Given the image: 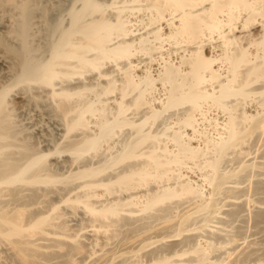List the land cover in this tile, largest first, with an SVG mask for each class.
I'll return each instance as SVG.
<instances>
[{"label": "bare ground", "instance_id": "bare-ground-1", "mask_svg": "<svg viewBox=\"0 0 264 264\" xmlns=\"http://www.w3.org/2000/svg\"><path fill=\"white\" fill-rule=\"evenodd\" d=\"M40 1L0 0V264H264V236L217 225L244 207L264 235V176L252 201L236 181L259 165L242 161L264 131V0H71L68 23L41 15L47 54Z\"/></svg>", "mask_w": 264, "mask_h": 264}, {"label": "rangeland", "instance_id": "rangeland-1", "mask_svg": "<svg viewBox=\"0 0 264 264\" xmlns=\"http://www.w3.org/2000/svg\"><path fill=\"white\" fill-rule=\"evenodd\" d=\"M45 1V2H44ZM48 1V2H47ZM63 1V2H62ZM52 2V3H51ZM56 2V3H55ZM60 5H59V4ZM69 3H71V0H41L40 2H38L37 4H39V6H37V4H36V9L38 10V8H39V11H37L36 13L38 14H36L37 15V17L40 15V17H38V18H40V20H39V24H38V26L39 25H43L44 26V23L43 22H45V21H43L44 20V17H43V19L41 18L42 16V14H43V12L44 11H48V12H46L47 14H48V18L51 20V22H55V23H57V21L59 20H64L62 23L63 24H66V23H68L69 22V20H70V15L69 14H67L68 12H66V10H67V8H68V6L69 5H71V4H69ZM49 4V5H48ZM58 5V7H57V5ZM80 3H78V5H79ZM42 5V6H41ZM54 5V6H53ZM55 7V8H54ZM64 7L66 8V9H64ZM41 8V9H40ZM58 8V9H57ZM61 8H63L64 10H60ZM4 9V8H3ZM3 9H1L0 10V35H4V33H6V31H7V29H8V27L6 26V24H5V22H4V19L2 18V11H3ZM44 9H46V10H44ZM41 10V11H40ZM43 10V11H42ZM59 10V11H58ZM68 11V10H67ZM108 14L110 15H112L113 16V14L116 12V8H114L113 6H111V7H109L108 8ZM144 11H134V12H129V16H130V19L132 20V22L136 25V28H137V26L139 27V32L141 33V32H143L144 30L146 31V29H145V22H146V19H145V12L143 13ZM63 16H61V15ZM64 15H65V17H64ZM143 17H144V20H145V22H143ZM67 18V19H66ZM42 19V20H41ZM66 19V20H65ZM58 21V22H59ZM64 22H66V23H64ZM46 24V23H45ZM41 26V30L43 31V29H44V31H43V33L45 34V35H47V39H46V36L44 35V34H41V37H39L40 38V40H39V38L36 40V42H38V45H41V46H39V47H42V49L46 52H44V51H42V49H40V52L42 51V55L45 53V54H47L48 53V51H49V47H50V42L48 41V40H51L50 39V36L48 37V34H46L47 32H45V30H46V26ZM7 27V28H6ZM6 28V29H5ZM6 30V31H5ZM41 31V32H42ZM47 31V30H46ZM136 33H138L137 32V30H136ZM0 37H2V36H0ZM44 37H45V39H44ZM45 41H44V40ZM40 41V42H39ZM43 41V42H42ZM49 42V45L47 44V43ZM42 43H44V44H42ZM37 44V43H36ZM44 46V47H43ZM48 46V49L46 48V47ZM166 48H167V46H166ZM44 54V55H45ZM166 56H167V54H165ZM173 55V54H172ZM159 56V55H158ZM174 56V55H173ZM172 56V57H173ZM149 57V56H148ZM155 57H157V55L156 56H154V58ZM135 60H136V63H140V68H143L145 65H146V69H150V66H151V70L153 71V69H156V67H158L160 64H158L159 62H161L160 61V58L159 57H157V58H159V59H156L155 58V60L152 62V64L150 63V60H149V58L147 59V56L146 55H142V53H140V54H137L135 57ZM173 58H175V57H173ZM158 60V61H157ZM148 61H149V63H148ZM112 65L113 64H110L109 63V65L107 64L103 69L104 70H107L108 72L110 71V69L112 68ZM147 66H149V68H147ZM153 68V69H152ZM145 69V67L142 69V70H144ZM112 70V69H111ZM94 74V73H93ZM92 74V75H93ZM89 75L92 77V75L89 73L88 74V76H87V81L91 78V77H89ZM113 75H114V77L116 78H120V72H118V71H114L113 72ZM119 75V76H118ZM159 85V87H157V88H160L161 87V85H160V83H158ZM119 92V91H118ZM118 92L117 91H115V92H113L112 94H110L109 95V100H108V102H112V101H110V98H111V100H116L115 99V97L116 98H118V97H120L119 96V94H118ZM158 95H157V94ZM159 94H160V90H159V92L157 91V92H155V95H157V96H159ZM94 95H91V96H89L90 97V99H92V98H94L93 97ZM113 97V98H112ZM106 98V97H105ZM129 98V97H128ZM130 99V98H129ZM16 101H19V99L18 100H16ZM157 104V101L155 102V105ZM111 105V104H110ZM112 106V105H111ZM158 106V105H157ZM214 108V110H213V112H215V109H217V108H215V107H213ZM212 108V109H213ZM141 109H144V108H141ZM140 111V110H139ZM143 111H145V110H143ZM216 111H218L216 114L215 113H213L212 112V110H211V112L213 113H211V115H210V112L208 113L210 116H212V115H214V116H212L213 118L215 117H219L218 119L221 121H223V119L225 120L226 118H227V116L226 115H223V113H220V111H219V109H217ZM138 112V111H137ZM140 112H141V114H140ZM140 112H138L139 114H135L134 113V110H129L128 111V115H129V117L131 118V116L130 115H133L132 117L134 118H136V116H134V115H137V119H138V115H140V116H142V114H143V112L142 111H140ZM146 113V112H145ZM165 114V115H164ZM163 115H162V117H161V119H158V120H161V121H163V122H165L164 120H166V121H170V119L171 118H169L170 117V115L168 114V113H164ZM219 114V115H218ZM144 115V114H143ZM167 115V116H166ZM209 115H208V117H209ZM169 116V117H168ZM264 116V115H263ZM196 117L198 118V117H201V115L199 116V115H196ZM169 118V119H168ZM210 118V117H209ZM164 119V120H163ZM173 120V119H172ZM170 121V122H173V121ZM161 121H157L158 123H156V125L157 126H159V122H161ZM207 122V121H206ZM206 122H204L205 123V126L208 124V126H209V123H206ZM212 126H209V128H210V130L212 129L211 128ZM213 130V129H212ZM264 132V131H263ZM263 132H261L260 134L262 135V138L260 137H258L259 139H256L257 138V136L259 135V133H257L258 135H256L254 138H251V143H249V146H247V151H250V153H249V155L246 157V155L245 156H243L244 158H243V164H244V161H245V163H247V162H249L250 161V159L252 160V161H254V162H252L251 161V163H253L252 164V166L254 165V163H256L257 165H258V162H259V165H261L260 164V162H263L264 163V140H263ZM256 141V142H255ZM259 141V142H258ZM251 144V145H250ZM233 155V156H232ZM237 157V155H235V153L233 154V152H231V154L229 153V155L226 157V160L222 163V169L223 170H228V171H233V170H235V169H239V168H237V167H239V165H242L241 164V160L239 159V157L238 158H236ZM246 157V158H245ZM235 158V159H234ZM234 159V160H233ZM241 159H242V157H241ZM245 159V160H244ZM230 160V161H229ZM237 160H238V163H237ZM246 160H247V162H246ZM250 163V162H249ZM250 163V164H251ZM262 163V164H263ZM190 164H192V163H190ZM239 164V165H238ZM255 164V165H256ZM189 165V164H188ZM193 165H195V164H193ZM192 165V166H193ZM259 165L257 166V167H259ZM191 166V165H190ZM191 166V167H192ZM264 166V165H263ZM257 167H251L250 169V171H249V174L248 173H245V174H243V176L241 177H238V180H237V178H236V181L237 182H242V183H240L239 185L243 188H245V187H247V188H245V190L247 191H245V192H243V194L244 193H246L245 195L246 196H243L244 198L245 197H251V201H252V197L255 199V193H254V191H253V186L251 187V183H252V185L254 184V182L257 180V179H259L260 178V175H258L259 173L261 174V178H263L262 176H264V169L262 170V169H259V168H257ZM193 168V169H192ZM191 169H192V173H190V175H192L193 174V177L192 178H194V179H196L197 178V176H199V170H198V168H196V166H193ZM242 168V167H241ZM241 168H240V170H241ZM225 170V171H226ZM240 170H237V171H240ZM260 170V171H259ZM236 171V172H237ZM253 171V172H252ZM263 171V172H262ZM259 172V173H258ZM249 175V177L247 176V175ZM252 174V175H251ZM242 175V174H241ZM255 175L257 176V178L255 177ZM255 177V178H254ZM239 178H241V179H239ZM254 178V179H253ZM250 181H249V180ZM256 179V180H255ZM249 183V184H248ZM231 184V183H230ZM210 187L211 186H209V185H207V186H205V188L207 189V190H209L210 189ZM249 188V189H248ZM248 195V196H247ZM249 200V199H248ZM242 208V207H241ZM243 209L245 210V208L243 207ZM243 209H240V211L236 214V216H235V218L232 216V217H228V215H227V218L226 219H228L227 221H226V219H224L223 220V222H221V223H217V225L218 226H223V227H225V228H227L228 230H232L231 232H232V234H237V233H239L238 231L240 230V234H242V235H240V234H238L237 236H239V237H237L236 236V238L238 239V240H240V243H242V241H244V242H248V241H250V239L251 240H254V239H258V238H256L257 236L260 238L261 236L263 237L264 235H262V232L261 231H258V225H257V222L254 220L255 219V216H253V213L252 212H250V211H248V210H246V211H243ZM242 211H243V213H242ZM240 213H241V215L243 216V217H241L240 216ZM239 214V215H238ZM249 214H250V216H249ZM224 216H226V214H223ZM234 215V214H233ZM238 215V216H237ZM82 214L81 215H77V216H75V217H79V218H73L72 216L69 218V216H68V218H67V220H68V224H69V226H72V229L74 228V229H77V231L80 233H82V232H84L83 233V235H82V237L81 238H83L84 239V241L86 240V238H87V240H86V243H89L90 242V240L89 239H91V238H93V239H95V236H96V234H95V232H93L94 230L92 229L93 227H91L92 225L88 222V221H86V220H88L87 218H86V216L84 217V218H82ZM229 216H231V215H229ZM245 216H247V217H245ZM239 217V218H238ZM81 218L82 219H85L83 222H82V220H81ZM231 218L233 219V220H231ZM70 219H72L71 221H70ZM229 219H230V221H229ZM80 221V222H79ZM224 221H225V223H224ZM229 222V223H228ZM86 223H87V225H86ZM77 224V225H76ZM83 224V225H82ZM91 226H90V225ZM213 225L215 224V223H212ZM227 224H229V225H227ZM240 226H239V225ZM81 227H80V226ZM86 226V227H83V226ZM216 225V224H215ZM262 225H263V223H262ZM261 225V226H262ZM78 226H79V228H78ZM236 226H238L237 228H240L239 230L236 228ZM229 227H230V229H229ZM234 227V228H233ZM71 228V227H70ZM244 228V229H243ZM71 229V230H72ZM78 229H80V230H78ZM237 229V233L234 231L233 232V230H236ZM242 229H243V231H242ZM87 230H89V231H87ZM73 231V230H72ZM74 232V231H73ZM75 232H76V230H75ZM86 232H87V234H86ZM259 234H258V233ZM261 232V233H260ZM77 233V232H76ZM172 233V234H171ZM167 234H169V233H167ZM174 233L173 232H170V235H173ZM258 234V235H257ZM88 236V237H86V236ZM92 235H94V237H90V236H92ZM243 236V237H242ZM249 236V237H248ZM254 237V238H253ZM261 237V238H262ZM170 239H168V240H179L181 237H177V238H175V237H173V239L171 238V237H169ZM240 238V239H239ZM242 238V239H241ZM93 239H91V240H93ZM246 239V240H245ZM88 240H89V242H88ZM243 242V243H244ZM245 243V244H246ZM244 244V245H245ZM3 245V244H2ZM1 245V243H0V248L1 247H5L4 245L2 246ZM3 248H2V250L0 249V252L2 251H4L3 253H2V255L3 254H5V249L3 250ZM240 249V248H239ZM238 249V250H239ZM0 253V254H1ZM89 258V257H88ZM91 259V258H90ZM86 261H89L87 258L85 259ZM91 261V260H90Z\"/></svg>", "mask_w": 264, "mask_h": 264}]
</instances>
